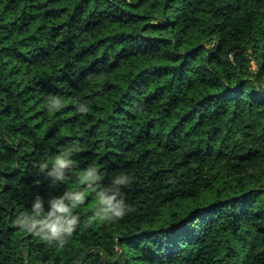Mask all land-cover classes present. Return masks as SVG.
I'll use <instances>...</instances> for the list:
<instances>
[{
	"label": "trees",
	"instance_id": "trees-1",
	"mask_svg": "<svg viewBox=\"0 0 264 264\" xmlns=\"http://www.w3.org/2000/svg\"><path fill=\"white\" fill-rule=\"evenodd\" d=\"M92 162L132 177L122 219L94 217ZM66 188L63 247L15 223ZM0 264H264V0H0Z\"/></svg>",
	"mask_w": 264,
	"mask_h": 264
},
{
	"label": "clouds",
	"instance_id": "clouds-1",
	"mask_svg": "<svg viewBox=\"0 0 264 264\" xmlns=\"http://www.w3.org/2000/svg\"><path fill=\"white\" fill-rule=\"evenodd\" d=\"M63 103L59 96H51L48 99V110H59ZM72 104L78 113L89 111L87 102L79 97L73 98ZM71 156L72 150L66 148L55 155L47 156L39 163V171L48 181L50 189H56L59 184L68 182L69 172L74 167ZM76 178L82 180L94 196L96 201L94 217L116 221L131 211L123 192L124 186L132 179L126 172H118L105 182L103 173L95 162H92ZM84 200L85 194L81 189L66 188L58 194L54 192L48 196L36 193L30 207L18 213L15 223L43 241L63 247L78 227L80 217L76 209Z\"/></svg>",
	"mask_w": 264,
	"mask_h": 264
}]
</instances>
